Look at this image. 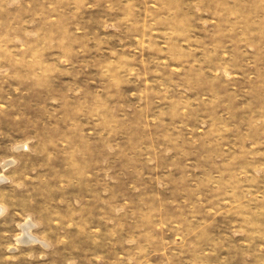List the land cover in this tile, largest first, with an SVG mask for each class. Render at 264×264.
Masks as SVG:
<instances>
[{
  "label": "rangeland",
  "instance_id": "374dc122",
  "mask_svg": "<svg viewBox=\"0 0 264 264\" xmlns=\"http://www.w3.org/2000/svg\"><path fill=\"white\" fill-rule=\"evenodd\" d=\"M0 179V264H264V0H0Z\"/></svg>",
  "mask_w": 264,
  "mask_h": 264
},
{
  "label": "bare ground",
  "instance_id": "6f19581e",
  "mask_svg": "<svg viewBox=\"0 0 264 264\" xmlns=\"http://www.w3.org/2000/svg\"><path fill=\"white\" fill-rule=\"evenodd\" d=\"M1 180V179H0ZM3 211V209H2ZM31 224L30 223H26L24 226H22V230H23V234H22V237L18 239V241H25V240H35V238H33L30 234H29V230H30V227Z\"/></svg>",
  "mask_w": 264,
  "mask_h": 264
}]
</instances>
